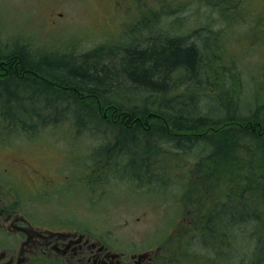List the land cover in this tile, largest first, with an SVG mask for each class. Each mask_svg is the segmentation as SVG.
<instances>
[{
  "label": "rangeland",
  "instance_id": "374dc122",
  "mask_svg": "<svg viewBox=\"0 0 264 264\" xmlns=\"http://www.w3.org/2000/svg\"><path fill=\"white\" fill-rule=\"evenodd\" d=\"M147 24L150 30L144 32ZM138 32L150 39L185 36L186 44L193 41L199 47L204 45L200 34L215 38L236 59L238 69L250 76L260 72L256 65L264 61V0H0V42H9L7 50L15 42L35 53L137 46ZM88 102L95 105L92 99ZM92 134L82 132L74 143L49 129L8 139L2 134L10 140L0 142V180L12 182L16 199L6 188L0 189V226L6 215L2 212L14 211V217L26 216L33 227L85 231L89 226L93 240L104 241L111 250L159 248L155 264H264V257H254L260 251L248 241L255 235L249 224L228 222V232L219 234L227 238L223 247L211 237L194 235L208 215L225 205L227 177L221 169L211 182L199 169L196 173L189 169L194 156H169L176 149L172 146L158 154L164 166L157 173L162 177L152 183L134 169L110 166L107 154L99 152L97 158L96 151L106 144ZM43 176L56 180L49 192L39 188ZM179 178L187 182L188 190ZM23 185L31 193L23 191ZM234 201L236 197L230 206ZM212 218L213 225L220 226L221 218ZM12 237L16 243L9 241L8 248L19 243L16 233ZM4 243L0 258L5 260L11 251L5 255Z\"/></svg>",
  "mask_w": 264,
  "mask_h": 264
},
{
  "label": "trees",
  "instance_id": "16d2710c",
  "mask_svg": "<svg viewBox=\"0 0 264 264\" xmlns=\"http://www.w3.org/2000/svg\"><path fill=\"white\" fill-rule=\"evenodd\" d=\"M137 35L141 45L79 53L26 52L17 42L7 50L9 42H0V141L49 129L74 143L92 131L106 144L97 158L107 154L110 166L152 183L162 177L158 154L169 141L176 148L169 156H194L190 170L210 181L217 169L227 177L225 205L210 214L201 237L223 247L228 222L249 224L255 235L248 241L260 251L254 257H264V61L247 76L215 38L200 34L199 47L185 36Z\"/></svg>",
  "mask_w": 264,
  "mask_h": 264
},
{
  "label": "flooded vegetation",
  "instance_id": "af4514ba",
  "mask_svg": "<svg viewBox=\"0 0 264 264\" xmlns=\"http://www.w3.org/2000/svg\"><path fill=\"white\" fill-rule=\"evenodd\" d=\"M50 177H42L41 182H47L46 185L48 186L42 185L40 182L39 188L41 190L48 189L49 192L52 187H56V180L53 178L50 180ZM14 187L11 181L0 180V189L6 188L13 198L16 195ZM23 187V191L28 194L31 193L28 186L23 185ZM21 201H23L22 197ZM11 204H14V199ZM3 209L5 210L6 207ZM3 213L6 215L3 224L0 226V245L2 246V241L5 242L6 256L9 255V250L11 252L10 258L8 256L6 261L0 258V264H38L40 261L39 264H155L158 261L159 248L131 253L111 250L104 241L93 240L91 235L93 230L89 229V226L85 227V231L80 229L73 231L44 229L40 226H31L32 223L26 216L14 217V211L9 213L3 211ZM13 233L17 234L19 243L17 247L8 248L9 241L16 243L12 237Z\"/></svg>",
  "mask_w": 264,
  "mask_h": 264
},
{
  "label": "bare ground",
  "instance_id": "6f19581e",
  "mask_svg": "<svg viewBox=\"0 0 264 264\" xmlns=\"http://www.w3.org/2000/svg\"><path fill=\"white\" fill-rule=\"evenodd\" d=\"M220 60V59H219ZM223 62V61H222ZM224 63V62H223ZM221 65V64H220ZM220 69V68H219ZM218 69V70H219ZM214 71H215V69H213ZM209 90V89H208ZM203 163V162H202ZM245 199V198H244ZM247 201V200H246ZM245 202V201H244ZM257 202V201H256ZM233 203V202H232ZM258 203V202H257ZM259 206V205H258ZM261 206V205H260ZM243 207V206H242ZM263 207V206H262ZM261 208V207H260ZM264 208V207H263ZM233 209V208H232ZM260 212V211H259ZM262 213V212H261ZM262 220H263V218H262ZM262 222V221H261ZM222 224V223H221ZM263 225H264V223H263ZM257 226V225H256ZM260 234V233H259Z\"/></svg>",
  "mask_w": 264,
  "mask_h": 264
}]
</instances>
